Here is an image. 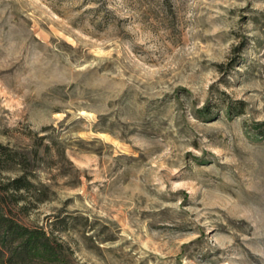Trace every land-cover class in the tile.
I'll use <instances>...</instances> for the list:
<instances>
[{"label": "rangeland", "instance_id": "obj_1", "mask_svg": "<svg viewBox=\"0 0 264 264\" xmlns=\"http://www.w3.org/2000/svg\"><path fill=\"white\" fill-rule=\"evenodd\" d=\"M262 122L264 0H0L12 213L78 264H264Z\"/></svg>", "mask_w": 264, "mask_h": 264}, {"label": "trees", "instance_id": "obj_2", "mask_svg": "<svg viewBox=\"0 0 264 264\" xmlns=\"http://www.w3.org/2000/svg\"><path fill=\"white\" fill-rule=\"evenodd\" d=\"M232 109L229 105L228 114ZM263 125L264 122L258 124L262 135ZM38 158L37 148L19 152L0 144V173L15 171L12 176L0 177V264H78L52 228L26 225L12 213L13 206L26 209L27 193L40 192L31 178L33 166L29 165Z\"/></svg>", "mask_w": 264, "mask_h": 264}]
</instances>
